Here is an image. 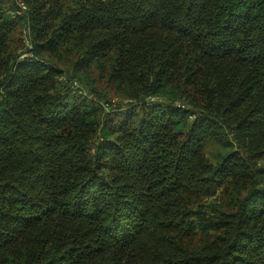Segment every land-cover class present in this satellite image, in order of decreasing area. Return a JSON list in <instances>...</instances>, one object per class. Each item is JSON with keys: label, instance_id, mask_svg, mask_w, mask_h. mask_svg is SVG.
<instances>
[{"label": "trees", "instance_id": "16d2710c", "mask_svg": "<svg viewBox=\"0 0 264 264\" xmlns=\"http://www.w3.org/2000/svg\"><path fill=\"white\" fill-rule=\"evenodd\" d=\"M0 264H264V0H0Z\"/></svg>", "mask_w": 264, "mask_h": 264}, {"label": "rangeland", "instance_id": "374dc122", "mask_svg": "<svg viewBox=\"0 0 264 264\" xmlns=\"http://www.w3.org/2000/svg\"><path fill=\"white\" fill-rule=\"evenodd\" d=\"M20 2H18V5H19V7H20V4H19ZM25 12H21V10H18V14H24ZM19 38H20V40H19ZM16 39H18V41H17V43L18 44H20V45H22V47H26V48H28V47H31L30 46V42H29V37H28V33H27V31L25 30V28L22 30V32L20 33V35L19 36H17V38ZM21 50L22 49H20L19 51L21 52ZM83 86L82 84H79L78 86ZM175 102V104L177 105L178 103L179 104H182V102H180V101H174ZM180 106H182V107H184V105H180ZM185 108V107H184Z\"/></svg>", "mask_w": 264, "mask_h": 264}, {"label": "built area", "instance_id": "2783aa9c", "mask_svg": "<svg viewBox=\"0 0 264 264\" xmlns=\"http://www.w3.org/2000/svg\"><path fill=\"white\" fill-rule=\"evenodd\" d=\"M19 4H20V8H21V10H25V9H26V6L24 5L23 2H20Z\"/></svg>", "mask_w": 264, "mask_h": 264}]
</instances>
